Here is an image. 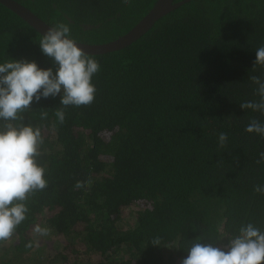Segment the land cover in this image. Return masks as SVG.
<instances>
[{
	"label": "trees",
	"instance_id": "trees-1",
	"mask_svg": "<svg viewBox=\"0 0 264 264\" xmlns=\"http://www.w3.org/2000/svg\"><path fill=\"white\" fill-rule=\"evenodd\" d=\"M16 1L51 26L69 24L76 41L102 44L156 0ZM40 39L0 4V62L51 67ZM261 46L264 0H190L127 47L87 54L101 65L90 106L50 97L14 122L41 129L48 185L25 201L11 241H0V264H182L197 240L224 244L217 237L247 222L264 230V195L254 191L264 185V138L244 131L264 115L240 108L258 99L250 78L264 77L253 65ZM40 227L54 241L36 254Z\"/></svg>",
	"mask_w": 264,
	"mask_h": 264
},
{
	"label": "clouds",
	"instance_id": "clouds-1",
	"mask_svg": "<svg viewBox=\"0 0 264 264\" xmlns=\"http://www.w3.org/2000/svg\"><path fill=\"white\" fill-rule=\"evenodd\" d=\"M38 44L51 67L43 68L27 59L0 62V241L9 239L26 219L25 201L29 195L48 185L46 169L37 159L44 144L41 129L14 122L22 120L21 114L41 99L59 96L64 108H78L90 106L96 97L93 77L101 65L78 46L69 24L57 22L49 27ZM253 65L264 67V46L256 49ZM250 79L256 85L254 94L258 99L245 101L240 108L264 115V77ZM47 116L46 111L41 113L42 119ZM55 116L60 124L65 122L63 108H57ZM244 131L264 138V122L253 119ZM227 142V134L219 133V146ZM261 162L264 152L257 161ZM82 187L77 183V189ZM254 191L264 195V185L257 184ZM217 240L226 243L194 242L182 264H264V230L254 223H241L234 234Z\"/></svg>",
	"mask_w": 264,
	"mask_h": 264
},
{
	"label": "water",
	"instance_id": "water-1",
	"mask_svg": "<svg viewBox=\"0 0 264 264\" xmlns=\"http://www.w3.org/2000/svg\"><path fill=\"white\" fill-rule=\"evenodd\" d=\"M190 0H156L148 13L143 16L130 30L116 39L102 44H89L78 42L86 54H104L123 49L145 34L154 23L161 17L167 15L182 4ZM0 4L14 12L37 32L43 34L51 25L39 18L29 8L16 0H0Z\"/></svg>",
	"mask_w": 264,
	"mask_h": 264
},
{
	"label": "rangeland",
	"instance_id": "rangeland-1",
	"mask_svg": "<svg viewBox=\"0 0 264 264\" xmlns=\"http://www.w3.org/2000/svg\"><path fill=\"white\" fill-rule=\"evenodd\" d=\"M40 232L38 233V231L35 232L36 235V239H37V245L35 246L32 251L37 253H41L44 250V244L48 243V242H52L54 241V233H50L48 231V229H42V227H40ZM11 238H13L12 236L9 238V240L11 241ZM46 242H45V241ZM45 242V243H43Z\"/></svg>",
	"mask_w": 264,
	"mask_h": 264
}]
</instances>
